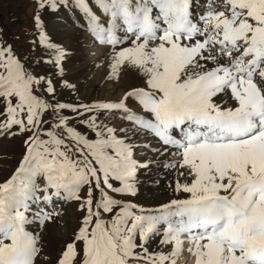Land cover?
I'll list each match as a JSON object with an SVG mask.
<instances>
[{"label": "snow or ice", "instance_id": "6c2138e0", "mask_svg": "<svg viewBox=\"0 0 264 264\" xmlns=\"http://www.w3.org/2000/svg\"><path fill=\"white\" fill-rule=\"evenodd\" d=\"M16 6L0 264H264V0Z\"/></svg>", "mask_w": 264, "mask_h": 264}, {"label": "rangeland", "instance_id": "374dc122", "mask_svg": "<svg viewBox=\"0 0 264 264\" xmlns=\"http://www.w3.org/2000/svg\"><path fill=\"white\" fill-rule=\"evenodd\" d=\"M18 0H0V26H3L5 28H9L11 30L9 25V20L13 16L17 18V23H23L26 18V9L24 7H17ZM53 26L55 27H62L63 21L54 19L52 22ZM95 80H93L87 89V95L89 96H101L105 95V91L103 88H96L94 87ZM7 147H11L10 145H1L0 148L3 150ZM0 150V151H3ZM73 225L71 222L67 224V230H70ZM60 228L58 225H52L50 226L49 232H50V238L55 241L57 239V234L59 233ZM179 262V257L176 260V264ZM187 262L184 261L183 264H186Z\"/></svg>", "mask_w": 264, "mask_h": 264}, {"label": "bare ground", "instance_id": "6f19581e", "mask_svg": "<svg viewBox=\"0 0 264 264\" xmlns=\"http://www.w3.org/2000/svg\"><path fill=\"white\" fill-rule=\"evenodd\" d=\"M2 145V144H1ZM4 145V144H3ZM0 150H3L2 148H0ZM2 152V151H0ZM186 261L187 263L186 264H190V261L188 260V257L186 254H183L179 257V262L178 264H183V262Z\"/></svg>", "mask_w": 264, "mask_h": 264}]
</instances>
